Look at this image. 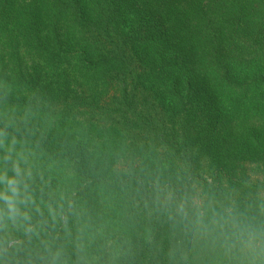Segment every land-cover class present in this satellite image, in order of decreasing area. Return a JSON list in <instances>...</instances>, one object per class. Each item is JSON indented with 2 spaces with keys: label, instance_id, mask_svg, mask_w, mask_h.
<instances>
[{
  "label": "trees",
  "instance_id": "16d2710c",
  "mask_svg": "<svg viewBox=\"0 0 264 264\" xmlns=\"http://www.w3.org/2000/svg\"><path fill=\"white\" fill-rule=\"evenodd\" d=\"M134 1L153 4L169 29L144 15L137 16L140 28L157 39L133 38V25L120 29L118 5L130 0H0V135L14 144L24 141L38 153H54V145L48 146L51 136L36 127L37 122L17 118L28 113L29 104L46 109L41 97L53 95L48 86L38 90L41 75L50 77L55 69H66V64L71 71L93 78L86 92L91 97H65L67 102L55 101L56 106L45 111L69 114L77 127L80 121L101 126L125 122L119 134L129 146L115 153L114 161L108 158L104 163L100 157V163H94L79 151L84 138L72 139L76 149H65L60 156L81 157L69 165L78 180L65 206L27 179L32 197L29 223L44 232L33 264H74L68 254L62 255L65 261L42 256L49 248L67 252L45 209L61 210L64 222L80 197L89 201L85 194L89 195L90 188L104 193L103 187L116 189V196L112 201L105 195L102 204L118 202L121 212L102 218L103 227L113 230L99 253L101 264H181L182 250L177 246L187 240L194 244L197 239L199 248L207 243L213 246L211 264H241L226 236L227 248L219 257L222 233L212 217L199 219L218 201L231 208L221 214L228 232L234 219H264L249 207L254 200H264L260 197L264 193V146L236 150L230 138L236 128L264 136V129H259L264 125V92H259L264 85V0ZM45 5L49 12L43 18L37 9ZM43 60L51 69H42ZM58 76L59 72L56 84ZM33 79L37 80L33 95L27 98L22 92L26 93L24 87ZM111 90L112 107L103 100ZM203 102H212L210 107L218 115L209 129L201 127L212 112ZM7 157L11 156H3L0 166L11 175L15 162ZM166 193L171 197H164ZM90 212L96 220V211ZM5 230L0 225V238L7 248L13 237L5 236ZM19 230L25 246L32 233ZM115 246L118 253L113 254L110 249ZM193 247L186 244L183 250ZM11 249L0 257L3 263L27 264L23 249L13 253ZM183 252L189 255L191 250ZM218 258H222L220 263Z\"/></svg>",
  "mask_w": 264,
  "mask_h": 264
},
{
  "label": "rangeland",
  "instance_id": "374dc122",
  "mask_svg": "<svg viewBox=\"0 0 264 264\" xmlns=\"http://www.w3.org/2000/svg\"><path fill=\"white\" fill-rule=\"evenodd\" d=\"M143 5V6H142ZM120 8V16L121 20H118L117 25L120 29L124 28L125 26H132V35L133 38L136 37H146L147 32L144 29L140 28L139 20L137 21V16L140 18L144 15L145 19L152 18L153 20H160L163 22L161 27L163 29H169L168 22L166 23L158 13V10L154 7L153 4H140L136 3L134 0H130V2L121 3L118 5ZM3 8H0V12ZM38 14L39 15H48L49 7L45 5L44 7L38 6ZM1 14V13H0ZM140 28V32H137V29ZM72 32V31H70ZM130 33L126 34L129 35ZM151 36H147L150 39H157V35L151 33ZM155 37H152L154 36ZM52 36V35H51ZM71 49H74L73 47ZM46 60V59H45ZM43 60V68L51 69V67L46 64V61ZM115 65V63H114ZM66 69L58 71L55 69L52 76L43 73L41 75V85H37L38 90H41L48 86V90L51 92V97L44 95L41 97L42 103L44 107L48 109V106H56L53 104L55 101L59 103H65L68 100L75 99V100H82L84 97H91L90 94H87L88 87H92L89 83H93V78H89L85 75H80L79 73L71 71L68 66L65 64ZM59 72V76L57 77V84L55 81V74ZM80 75V76H79ZM79 76V77H78ZM37 79V78H36ZM36 79L31 80L30 84H26L23 91V94L27 95V98H30L33 94V88L35 87ZM216 84V83H215ZM217 85V84H216ZM218 86V85H217ZM264 86V85H263ZM262 89L259 92H264ZM11 89V87H7ZM91 89V88H90ZM254 91L255 89L252 88ZM46 89H44L45 91ZM21 91V90H19ZM90 91V90H89ZM90 93V92H89ZM114 93L113 90L106 92L103 95V100L108 101V105L110 107L113 106L112 97ZM65 97H69L68 100H65ZM261 99L264 100V96H261ZM206 106V109L212 111L213 108L210 107L213 103H206L203 102ZM28 113H23L18 115L17 120H24L27 122V119H33V121L37 122L36 127H40L41 131L49 134L51 136L52 142H49L48 146L52 147L54 145V153H38L33 146H30L24 141H21V145L14 144V141L11 138L1 136L0 135V165L4 163L3 156L9 154L15 164H18L20 169L24 171L28 181L36 182L39 186L44 187L49 193L54 195L55 201L58 203H62L61 205L65 206L67 202V197L71 194L72 191L75 190L76 181L78 177L73 175V173L69 170V165L72 163H76L81 156H73L70 154V159L62 158L60 155L64 154L65 149H76L73 144V140L75 137H82V141L78 144V146H82L79 150L82 155L85 157V160L93 161L94 163H100V157H102L101 161L106 163L107 159L114 161L115 153H120L121 151L129 149V146L122 140L119 131L122 129V126L125 122L119 123L117 125L111 126H101L100 122H97L95 125L88 124L87 122L80 121V127L76 126V121L73 120L69 114L60 115L57 111H42V109L38 108L34 104H29L26 106ZM40 112V113H38ZM60 112V111H59ZM218 115L214 111L210 112L209 116L207 117L208 122L206 121L203 124L204 129H209L207 126H213L217 123ZM236 128V127H235ZM260 130L264 129V125L259 127ZM81 131V132H79ZM204 131V130H202ZM230 131V130H229ZM80 135H79V133ZM252 134H254L252 136ZM208 137V135L205 134ZM260 139H258V138ZM230 138L234 140L232 147L239 150L241 146H244L242 149H249L255 148L259 149L260 147L264 146L261 142L264 141V136L251 133L250 130H239L236 128L235 130H231ZM215 138L212 140L214 141ZM76 151V150H75ZM35 155L39 157H35ZM46 159V160H45ZM155 159L154 154H152L149 158L150 162L152 163ZM45 160V161H44ZM2 167L0 166V170ZM6 169V168H5ZM47 170H50L47 173ZM63 170V171H62ZM52 185L54 187L53 191L49 186ZM90 193L89 195L85 194V197L89 199L86 200L84 197H80V201L76 203L75 207L72 208L71 213L67 215L66 221L62 222L60 217L61 210L52 209V207H48L45 209V214L49 216V219L53 222L51 223L54 231H59V239H60V246L62 249L67 250V252H58L53 251V249L49 248L48 252L42 253V256L49 258L50 261L54 260L57 261L58 259L66 260L65 257L62 259V255L68 254L71 257L70 262H74V264H101L98 260L101 259L100 252L102 251L103 242L108 243L111 239V233L113 229H108L107 227H103V220L102 218L108 219L112 213H120L121 209L119 204H111L107 203L103 205L101 200L105 195L109 197V200L114 201L116 196V189L114 188H106L102 193L97 188H90L88 190ZM264 194V193H263ZM262 194V195H263ZM260 197H264L263 196ZM166 198L171 197L170 193H166ZM54 200V199H53ZM45 206V205H44ZM213 208L206 209L204 215H202L199 219V222H203V220L208 217H212L217 224V228L219 229V233L221 239H223V247L221 249V254L219 257H223L222 251L227 248V243L224 240V236H226L228 242H230L228 238V234L230 232L227 231L228 224H226L225 220L222 222L221 214L223 209L225 211L230 210L222 204L221 201L217 203H213L211 205ZM219 207V209H217ZM251 211H255V213H259L264 217V200L257 199L252 201ZM66 209V208H65ZM221 209V210H220ZM96 211V220L90 217V211ZM237 210H240L237 208ZM241 211V210H240ZM62 212V211H61ZM213 213V214H212ZM44 214V215H45ZM6 227V230L3 234L9 238V236L13 237L12 239L8 240L7 248L11 249V252H15L17 249L24 250V257L27 264L34 263L35 253H37L39 249L40 240L43 237V229H33L32 237L28 239L27 245L24 246L23 243L20 242L19 238V228L13 227L11 225H2ZM12 227V230L9 228ZM111 230V232H110ZM107 235V238L104 240V236ZM148 235V232L146 233ZM200 241L199 239H197ZM197 240H194V244L185 241L177 246L179 251V259L181 264H211V259L209 254L214 253V248L211 243H207V245L203 248H199L201 243H198ZM213 242V241H212ZM4 241L0 238V257L4 256V251L7 249L4 247ZM194 245L193 248H189L187 250H191V253L183 252L187 250H183L185 245ZM15 245V246H14ZM13 246V247H12ZM231 246V245H230ZM109 247V246H107ZM46 250V249H45ZM44 250V251H45ZM113 254L118 253V248L112 247L110 249ZM176 251V248H175ZM172 252V250L170 251ZM174 255V254H173ZM166 256V254H164ZM61 257V258H60ZM210 258V259H209ZM218 258L217 261L221 262ZM238 259V258H237ZM217 263V262H216ZM0 264H7L3 263L0 260ZM218 264V263H217Z\"/></svg>",
  "mask_w": 264,
  "mask_h": 264
},
{
  "label": "clouds",
  "instance_id": "9594fccd",
  "mask_svg": "<svg viewBox=\"0 0 264 264\" xmlns=\"http://www.w3.org/2000/svg\"><path fill=\"white\" fill-rule=\"evenodd\" d=\"M12 172L9 175L6 169L0 170V225L32 232L28 211L32 197L27 177L18 164L13 165ZM228 238L241 264H264V219L253 222L234 219Z\"/></svg>",
  "mask_w": 264,
  "mask_h": 264
}]
</instances>
